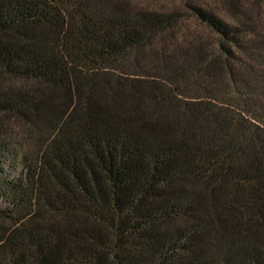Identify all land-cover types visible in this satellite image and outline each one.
Masks as SVG:
<instances>
[{"label":"trees","instance_id":"obj_1","mask_svg":"<svg viewBox=\"0 0 264 264\" xmlns=\"http://www.w3.org/2000/svg\"><path fill=\"white\" fill-rule=\"evenodd\" d=\"M160 1L0 0V264H264V0Z\"/></svg>","mask_w":264,"mask_h":264},{"label":"rangeland","instance_id":"obj_2","mask_svg":"<svg viewBox=\"0 0 264 264\" xmlns=\"http://www.w3.org/2000/svg\"><path fill=\"white\" fill-rule=\"evenodd\" d=\"M169 0V2L166 0V1H160L164 6H170L172 5L171 3L173 2V5H172V8L173 7H177L180 5V0ZM160 3V4H161ZM4 84L7 86V87H16L18 85V83L14 82V81H11V80H4ZM14 125V126H13ZM12 127L14 130V132H17L18 135L21 134V128H18V124H13ZM13 155L11 154L10 156H7V157H3L0 158V175H10V176H16L19 174V169H15L13 167H11V164H10V161L12 158ZM6 206L5 202L2 200L1 196H0V209L4 208Z\"/></svg>","mask_w":264,"mask_h":264}]
</instances>
